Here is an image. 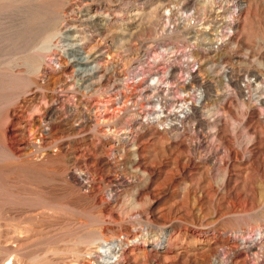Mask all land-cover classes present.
I'll return each instance as SVG.
<instances>
[{"label": "rangeland", "instance_id": "374dc122", "mask_svg": "<svg viewBox=\"0 0 264 264\" xmlns=\"http://www.w3.org/2000/svg\"><path fill=\"white\" fill-rule=\"evenodd\" d=\"M73 1H45L48 74L0 106V264H103V240L124 244L118 264H264V0H80L84 21L66 22ZM152 74L175 114L193 107L110 151L89 104L136 80L152 93Z\"/></svg>", "mask_w": 264, "mask_h": 264}, {"label": "bare ground", "instance_id": "6f19581e", "mask_svg": "<svg viewBox=\"0 0 264 264\" xmlns=\"http://www.w3.org/2000/svg\"><path fill=\"white\" fill-rule=\"evenodd\" d=\"M18 1L20 3L17 4L19 9L17 11L16 17L15 16L9 17L5 15L4 12H0V106L4 104V101L7 100H11L14 105H19V104L23 105L25 102H27V98L24 96L25 91L23 90L27 88H29V90H32L31 86L33 84L35 85V87L41 85L38 83V78L39 77L45 78L47 76L48 74L47 67L50 60L49 57L53 53V52L49 53L48 51H44L42 49V44L48 42V40L51 38L52 34L55 31L54 28H50V26L56 25V23H58V20L60 19V16L58 15L57 12H53L52 15H50L51 13H49L50 17H47V13L44 12L45 11L44 4L46 0H18ZM5 3L8 4L9 3L8 0H0V11H2L3 8L5 9L6 7ZM64 4L65 2L63 3V5ZM45 5H49V4L46 3ZM67 8L71 12H73L75 16H72V18L64 17V19H66V22L84 21L82 15L80 14L83 9L82 1L75 0L72 3H70L67 6ZM47 9L48 8H46V10ZM223 12L224 9L223 10L219 9L217 10L216 14L218 15ZM85 24H87L86 26L89 25L88 23ZM128 67L129 68L127 69V72L124 75L125 76L124 80L129 79L130 76H133L132 78H137L138 75L136 74L137 73L136 63L129 62ZM167 73L169 74V77H171L172 73L170 71ZM193 77H195V75H193ZM149 79L152 80V82L154 83L151 86L149 85V87L147 86L148 84L146 86L147 88H150V90L152 89L151 91L152 93H148L145 87L141 88L142 85L140 84L139 81L136 80L135 82H131V84L126 83L125 85L126 88L124 89V91L114 94V97H112L113 95L109 96V98L105 101V104L98 102L89 104L90 105L89 106L90 108H88L89 111L93 109L95 111V112L93 111L94 112L93 127L96 128L100 132V134L106 137L105 139L107 142H109L110 151L114 152L113 151L114 147L116 146L122 147L126 143L131 142L133 140L136 132L135 123L137 121H140V123H142L144 118L146 117L148 118L152 116V119L156 118L159 123L172 124V121L174 122L175 119L180 120L179 118L186 117L188 112L193 107L192 102H188L186 100H180L178 104L180 109L179 111L180 115L175 114L172 102L169 101L161 93H159L166 86L165 82L169 80H165L161 76L159 77L153 74L149 76ZM68 89H69L68 85L61 86L62 91H66V90L68 91ZM166 89L169 88L167 87ZM120 101L122 104L120 105L121 107L117 108V111L120 110L121 108L130 109V107H133L136 110V112L134 113L135 116L134 118L132 117L129 119H125L127 120L126 122L118 119L117 113H115L117 106H114V104ZM198 101L199 100L197 99V102ZM109 102L110 104H108ZM163 113H165V115H162ZM56 114H57L56 109L48 110L45 115L46 118L45 121L46 122L54 121V119L56 118ZM87 114L88 113H86L83 110L76 111V114H74L73 117V123L74 124L77 123L78 126H82L83 121L88 116ZM79 174H83V172H80ZM71 178H77V177L76 175L72 174ZM118 179L119 178H114V179L111 178L109 180L112 183L113 180L118 181ZM259 234L261 235L262 233L260 232ZM167 236H168L167 230L161 232L160 236L152 241L153 247H158V248L162 247V244L166 240ZM115 241L103 240V243L101 242L97 245V248L99 249L100 252V255L99 254L98 255L103 259V264L119 263L121 256L120 252L124 248V244L119 241L118 242ZM144 242L148 244L146 238H144ZM43 263H44V259H43ZM10 264L12 263L10 262Z\"/></svg>", "mask_w": 264, "mask_h": 264}, {"label": "built area", "instance_id": "2783aa9c", "mask_svg": "<svg viewBox=\"0 0 264 264\" xmlns=\"http://www.w3.org/2000/svg\"><path fill=\"white\" fill-rule=\"evenodd\" d=\"M88 253H90V252H88Z\"/></svg>", "mask_w": 264, "mask_h": 264}]
</instances>
